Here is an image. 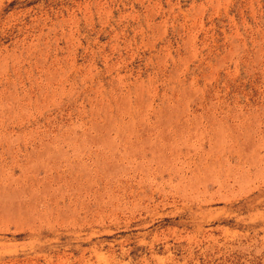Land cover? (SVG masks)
<instances>
[{"label":"rangeland","instance_id":"obj_1","mask_svg":"<svg viewBox=\"0 0 264 264\" xmlns=\"http://www.w3.org/2000/svg\"><path fill=\"white\" fill-rule=\"evenodd\" d=\"M0 264H264V0H0Z\"/></svg>","mask_w":264,"mask_h":264}]
</instances>
